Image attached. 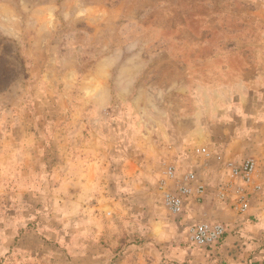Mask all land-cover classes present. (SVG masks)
Masks as SVG:
<instances>
[{
	"label": "rangeland",
	"instance_id": "374dc122",
	"mask_svg": "<svg viewBox=\"0 0 264 264\" xmlns=\"http://www.w3.org/2000/svg\"><path fill=\"white\" fill-rule=\"evenodd\" d=\"M226 113L235 123L219 121ZM247 119L242 150L264 155V0H0V215L21 174L44 182L42 202L24 203L36 205L28 226L0 231V264H116L131 243L148 264H224L219 249L190 245L186 227L229 229V205L214 218L209 193L179 217L159 185L171 166L200 176L180 169L183 151L225 155L213 128ZM150 209L175 217L183 256L169 241L140 246Z\"/></svg>",
	"mask_w": 264,
	"mask_h": 264
},
{
	"label": "crops",
	"instance_id": "0c3cea01",
	"mask_svg": "<svg viewBox=\"0 0 264 264\" xmlns=\"http://www.w3.org/2000/svg\"><path fill=\"white\" fill-rule=\"evenodd\" d=\"M232 114L226 113L222 115L219 121L227 123V120H229L230 122V119H232L234 120V123H235L236 118ZM234 128L235 127L229 128V126L227 127L217 126L213 128L212 130L218 136L223 137L221 138L222 140L223 139L226 140V142L224 143L225 145L224 154L225 155H222V158L224 160H232L234 162H239L244 159L254 160L257 166V174H258L259 181L264 182V155H258V154L251 155L250 153L242 150L244 147H247L246 142L248 140V137L251 136V133H253L254 128H253L252 121L248 119L244 120L242 124H239L235 129ZM228 132L231 136H233L231 137L230 140H227V138L224 136V134H227ZM193 145L191 147H194ZM202 147H206L211 151L212 154H216L214 150L212 149V147L208 146L207 144H205ZM177 152L179 153L180 151H177ZM195 158H198V159L196 160ZM195 158H194L195 160L188 159V156L183 151V154H181V156L178 159V166L180 167V169L184 171L191 169V168L197 169V166L200 168V170L198 169L200 173L199 174L200 176H198V178L202 182V184L205 186L204 195L206 196L209 193L214 195L213 196L214 205L212 204L211 209L209 211V215H212L214 218H216L215 216H219V214L222 212L228 213L229 209L225 208L224 206L225 203L218 201V199L215 197L214 191H216L218 185L225 184L229 181V172L223 169L222 165L218 163L214 159L213 156H211L208 159L202 156H199V157L196 156ZM27 167L25 169V173H28V171L31 174L35 173L36 168L33 169L34 167H31V168L29 166ZM30 169H33L34 171ZM37 178H38L37 176L31 178V177H26V175L21 174L18 178L19 187L17 188V193L15 194L7 193V198H10L9 199L10 201H13L12 197L16 196L18 198V201L21 203L18 204V209L15 211L12 208L14 203L9 201V205L11 204L12 206L5 207V209L9 208L8 211L7 212L5 211L3 212V214L0 215V217L3 216L2 218H0V231L10 232L14 230H21L22 227L28 226L30 221H28L27 218L25 217H28L30 215L29 211L36 212V205H34L31 209L26 210L24 203L30 200H33L35 203L42 202L41 199H43V196H44L43 195L44 193L42 192L44 182L42 183L41 181L37 182L36 181ZM118 184L122 186L121 185L122 182L121 183L119 182ZM220 204H223L224 209L221 212H218L221 207ZM10 210L14 212H11ZM247 214L254 215L255 218L253 222L246 221V220H245L246 222L244 221L245 219L244 217ZM4 216L6 218H4ZM236 217L239 219L237 220L233 219V221L232 220L229 221V229H226V230L227 232H230V233L225 237V240L222 246L219 248V250H217V253L219 254L218 259L220 263L223 262L224 264H247L248 262L249 263L255 262L254 264H263L264 249H260L258 247L260 245L259 241L255 243V242H252V239H258L262 237L264 234V210L261 208V206L258 208H256L255 206L254 207L252 206L245 214L237 215ZM144 218H145V222H143L144 220H140L141 224L143 223L144 228H145V232L143 233L144 237L143 239H140V241L142 242L140 246L141 245L144 246L146 253L149 251V253L152 254L153 249L151 246H149L150 244L154 242H159V241L163 243L166 241H169L170 242L169 243L170 244L169 254L176 255V254L182 253L181 256H183L184 251H180L178 244L176 242H172V240H180L181 238L177 230L176 224L174 223V219H175L174 216H171V217L162 216V215H159L157 211H153L152 209H150L146 211V217L144 216ZM181 218H182V221L179 222L180 224L182 222L184 224L190 221L186 215H184ZM217 221L218 220L213 219V221H210V222H217ZM129 224L139 227L138 217L135 213L133 214L130 212ZM178 227L180 231L181 227L179 225ZM239 238H242V239H239ZM247 240H250L251 243L249 244ZM235 241L238 243L234 244ZM237 247L239 249L236 250ZM138 248H139V245L137 246L136 244L131 243L128 249L123 254L119 255L116 264H148L149 258L146 257L145 259L144 257H142L143 255L141 254L143 253L141 250L138 251L137 250ZM236 251H239L240 254L239 252L236 253ZM187 253L188 251L186 250L184 254H187ZM4 254H5L4 246H0V258L3 257ZM179 258H180V255H179ZM107 260H108V257H106V254H105L103 257L102 263L107 264ZM212 263L213 262H209L208 264H212Z\"/></svg>",
	"mask_w": 264,
	"mask_h": 264
},
{
	"label": "built area",
	"instance_id": "2783aa9c",
	"mask_svg": "<svg viewBox=\"0 0 264 264\" xmlns=\"http://www.w3.org/2000/svg\"><path fill=\"white\" fill-rule=\"evenodd\" d=\"M195 153L206 159L213 156L229 172V181L214 191L219 202L227 203L237 215L245 214L255 203L264 210V182L259 181L254 160H224L222 155L212 154L206 147L196 149ZM159 190L164 208L179 217L190 201L199 203L205 194V186L195 171L177 174L172 166L165 170ZM225 232L219 222L195 221L186 227L188 243L210 254L216 251Z\"/></svg>",
	"mask_w": 264,
	"mask_h": 264
},
{
	"label": "trees",
	"instance_id": "16d2710c",
	"mask_svg": "<svg viewBox=\"0 0 264 264\" xmlns=\"http://www.w3.org/2000/svg\"><path fill=\"white\" fill-rule=\"evenodd\" d=\"M224 236H225V235H224ZM224 236H223L222 241L220 242V244H219V246H218L217 249H219V248L222 246V244H223V242H224Z\"/></svg>",
	"mask_w": 264,
	"mask_h": 264
}]
</instances>
